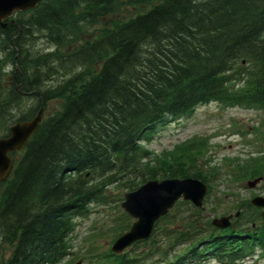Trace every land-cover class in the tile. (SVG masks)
<instances>
[{
  "label": "trees",
  "instance_id": "1",
  "mask_svg": "<svg viewBox=\"0 0 264 264\" xmlns=\"http://www.w3.org/2000/svg\"><path fill=\"white\" fill-rule=\"evenodd\" d=\"M126 7L133 13L122 15ZM9 19L0 24V136L41 104L59 106L12 152L0 183V250L9 247L0 264H59L75 217L110 184L131 190L149 178L194 176L210 186L197 151L185 144L170 160L153 159L142 141L210 101L264 108V0H40ZM38 39L49 47L31 48ZM254 164L241 163L238 178L260 173ZM237 207L231 226L218 229L179 201L148 238L108 252L105 264H234L256 247L264 253V209L247 199ZM121 220L116 234L131 223L126 213Z\"/></svg>",
  "mask_w": 264,
  "mask_h": 264
},
{
  "label": "rangeland",
  "instance_id": "2",
  "mask_svg": "<svg viewBox=\"0 0 264 264\" xmlns=\"http://www.w3.org/2000/svg\"><path fill=\"white\" fill-rule=\"evenodd\" d=\"M133 10V7H126L122 15L132 14ZM101 27L102 24L89 27L82 35V40L92 38ZM82 40L71 42L67 48L70 50ZM36 42L31 48L49 47L43 39ZM59 76L61 79L64 75L60 72L48 85L59 81L55 79ZM58 106L59 100L48 102L44 116ZM185 144L198 152L195 168L205 174L212 184L210 193L204 199V213L209 218L229 212L240 198L246 199L264 191V179L255 187L247 188L245 178L236 179L234 175L241 163L253 165L261 161L264 165V109L225 106L218 102L199 105L189 115L170 119L158 126L145 146L152 151L153 159L170 160L178 147ZM227 189L228 193L225 192ZM124 191L126 188L123 185L110 184L105 190L106 198L103 201L90 203L87 214L75 217V225L69 236L70 252L60 264L107 262V253L124 213L120 206ZM213 205L217 207L216 210H212ZM8 248L3 247L0 253L6 254ZM203 264L220 263L210 260ZM237 264H264V254L257 248Z\"/></svg>",
  "mask_w": 264,
  "mask_h": 264
},
{
  "label": "water",
  "instance_id": "3",
  "mask_svg": "<svg viewBox=\"0 0 264 264\" xmlns=\"http://www.w3.org/2000/svg\"><path fill=\"white\" fill-rule=\"evenodd\" d=\"M39 0H0V23L15 10H25L34 7ZM43 114V107L36 115L27 120H18L9 126V135L0 137V182L9 174L12 166V157L9 152L24 147L27 140L37 129ZM261 176L247 180L252 187ZM206 192V185L199 179L192 177L154 178L140 184L136 189L124 193L121 206L135 220L129 230L120 234L113 242L111 248L120 252L124 247L137 239L146 238L151 233L156 219L167 213L176 199L183 196L194 204L201 205ZM256 206H264V196L256 195L251 199ZM238 215V211L235 213ZM232 214L222 215L212 219V224L225 228L230 224Z\"/></svg>",
  "mask_w": 264,
  "mask_h": 264
},
{
  "label": "bare ground",
  "instance_id": "4",
  "mask_svg": "<svg viewBox=\"0 0 264 264\" xmlns=\"http://www.w3.org/2000/svg\"><path fill=\"white\" fill-rule=\"evenodd\" d=\"M32 100H33V98H32ZM188 114V113H187Z\"/></svg>",
  "mask_w": 264,
  "mask_h": 264
}]
</instances>
